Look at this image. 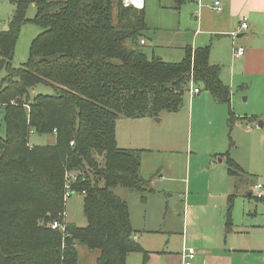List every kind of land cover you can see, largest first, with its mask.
Segmentation results:
<instances>
[{
  "label": "trees",
  "instance_id": "trees-1",
  "mask_svg": "<svg viewBox=\"0 0 264 264\" xmlns=\"http://www.w3.org/2000/svg\"><path fill=\"white\" fill-rule=\"evenodd\" d=\"M14 1L8 26L0 28V70H6L0 80V264H77L79 245L98 252L96 264H125L133 252L146 257L134 240L127 201L115 189L133 190L145 201L150 179L139 173V150L117 146L116 120L176 112L192 77L229 106L230 134L236 118L230 89L209 61L210 45H187L181 60L166 62L140 49L149 30L144 7L122 0ZM195 1L174 0V7ZM29 3L36 7L30 20L42 31L16 69L11 58ZM37 84L53 93L31 96ZM32 133L54 135V143L29 145ZM227 164L237 167L231 158ZM72 172L86 225L67 223L63 237L48 223L64 217L63 185ZM225 223L231 225L230 205Z\"/></svg>",
  "mask_w": 264,
  "mask_h": 264
},
{
  "label": "crops",
  "instance_id": "crops-1",
  "mask_svg": "<svg viewBox=\"0 0 264 264\" xmlns=\"http://www.w3.org/2000/svg\"><path fill=\"white\" fill-rule=\"evenodd\" d=\"M215 1L220 2V11L214 9ZM190 3L192 5H187V9L192 10L195 16L194 24L188 28L195 45L190 46L198 47L197 43L199 46L210 45L209 61L220 67L219 77L230 89V109L236 118L230 138L226 129L227 110L212 115L214 120L210 123L215 125L214 143L194 152L193 184L185 177L180 178L183 183V190L179 192L182 198L180 214L171 212L165 218L166 212L159 216L151 211L148 197L140 202L134 200V194L129 191L122 190L118 194L127 201L134 240L147 254L144 257L141 252L130 253L125 264H182L184 248L195 251L193 264H264V253L257 256L248 254L264 251V246L258 243L259 234H253L263 227L261 220H255V211L256 202L264 200L255 197L254 184H264L261 155L264 150V0H196ZM242 16L247 17L248 29L245 31L239 29ZM234 31H238L236 38L230 35ZM235 46L244 48L242 56H233ZM118 131L116 120L117 146L134 148L129 142L124 144L123 135ZM226 136L232 141L230 146ZM227 151L226 157L223 153ZM228 158L237 164L236 168L228 166ZM190 159L192 156L189 154L188 176ZM251 177L260 180H251ZM153 183L150 182V189ZM203 188L206 191L201 197ZM123 192L124 196H121ZM165 201L163 203L168 209L172 199L166 198ZM137 202L143 208V216L135 219L131 207L135 209ZM229 205L231 225L227 227L225 221ZM65 220L74 223L66 212Z\"/></svg>",
  "mask_w": 264,
  "mask_h": 264
},
{
  "label": "rangeland",
  "instance_id": "rangeland-1",
  "mask_svg": "<svg viewBox=\"0 0 264 264\" xmlns=\"http://www.w3.org/2000/svg\"><path fill=\"white\" fill-rule=\"evenodd\" d=\"M189 4L191 3L185 2L180 9H176L174 7V0H145L144 16L149 30L143 33L146 44L141 45L140 49L148 57L152 55L161 57L163 55V58H161L164 61L177 62L184 56V46L193 45L191 40L192 33H190L191 31L188 28H191L192 24H194L195 16L192 10L187 9L189 7L187 5ZM14 8V0H0V13L2 14L0 15L1 28L8 26V21L12 18ZM35 13L36 7L34 3H29L26 10L28 21L21 25L15 41L11 58V66L13 68H20L26 63L29 57L31 42L42 31L39 25L30 20L34 17ZM126 45L129 46L130 43L126 42ZM197 46H199L198 43ZM5 75L6 70L2 68L0 70V80ZM199 87L200 92L197 94L190 95L188 91L185 93L183 105L176 112H164L157 117L145 115L139 118H130L132 120H121L124 119L122 117L117 119L119 125L118 132L123 135L124 144L125 142H129L134 147L132 149L139 150L140 175L145 179H150L143 193L145 197L150 199L148 206L151 205V211L159 216L166 212L165 218L171 212L176 215L181 212L182 198L179 192L183 190L181 188L183 183L180 181V178L185 177L187 182L189 181L190 184H193L194 152L205 149L210 143H214L213 132L215 131V125H211L210 123V121L214 120L212 115L218 114L223 109L227 110L228 115L229 106L227 104L217 102L208 90L204 89L203 86ZM38 93L52 94L53 89L44 84H37L30 89V94L32 96ZM216 104L218 106L221 105V107H218ZM2 108L3 105L0 104V136H3L5 132ZM159 118L162 119L157 120ZM226 129L228 131L227 123ZM226 139L230 146V139L227 136ZM54 140V135L51 134L45 136L32 133L29 137V145L51 144L54 143ZM189 154L192 156V159H190L188 176ZM223 155L227 157L226 152ZM261 155L264 165V150ZM71 174L73 176L76 175L75 172ZM251 180L260 179L251 177ZM151 181L154 183L153 187L149 189ZM168 187H171V189ZM122 190L133 193L134 200L136 199L137 201L138 199L140 202H144L141 195L133 190L117 187L115 192L120 195ZM205 191V188H203L201 197H204ZM170 194L172 196L169 197ZM190 194V199L192 200V191H190ZM121 196H124V192ZM82 197V194L77 192L65 201L66 216L77 226L86 225L82 209ZM153 197L154 200H152ZM166 198L172 199V202L168 204V209L163 203L166 202ZM246 201L249 202L247 199ZM130 202H132V198ZM256 205L255 215L257 216H255V220H261L260 223H262L263 227L260 228L259 232L253 231V234H259L258 243L264 246V201H257ZM240 211L241 209L238 210V213ZM131 213L135 219L143 216V208L139 202L135 205V209L131 207ZM250 236H252V233ZM61 247H63V244ZM263 253L264 251L248 252L252 256ZM97 256L98 252L95 250L90 252L84 246L79 245L77 247L79 264H96Z\"/></svg>",
  "mask_w": 264,
  "mask_h": 264
},
{
  "label": "built area",
  "instance_id": "built-area-1",
  "mask_svg": "<svg viewBox=\"0 0 264 264\" xmlns=\"http://www.w3.org/2000/svg\"><path fill=\"white\" fill-rule=\"evenodd\" d=\"M123 5L125 6H133L137 9H142L144 7V0H122ZM214 9L217 11L221 10V5L219 1L214 2ZM239 29L242 31H245L248 29V23H247V17L242 16L241 21L239 22ZM238 31L231 32L230 35L233 38H236ZM141 44L144 43V40L140 41ZM244 53V48L241 46H235L233 49V56L240 57ZM200 92V88L195 85L192 77H190L189 80V89L188 93L190 95L197 94ZM72 143V142H71ZM71 178H74V176L71 173L66 174L65 176V182L63 185V200L66 201L69 197H71L74 192L72 191L71 187ZM254 195L257 198H264V184L262 182H258L254 184ZM48 226L60 232L63 237L69 236L67 233V221L65 220V213L64 217L61 219H53L48 223ZM195 257V251L192 248H184L182 251V264H193V259Z\"/></svg>",
  "mask_w": 264,
  "mask_h": 264
},
{
  "label": "water",
  "instance_id": "water-1",
  "mask_svg": "<svg viewBox=\"0 0 264 264\" xmlns=\"http://www.w3.org/2000/svg\"><path fill=\"white\" fill-rule=\"evenodd\" d=\"M157 59H161V57L160 56H157L156 57ZM157 120H159V119H157ZM262 124H261V122H260V126H261Z\"/></svg>",
  "mask_w": 264,
  "mask_h": 264
}]
</instances>
